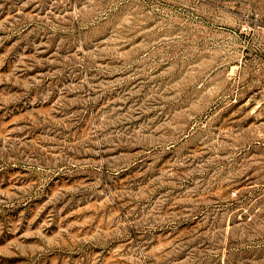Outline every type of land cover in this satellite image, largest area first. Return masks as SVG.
<instances>
[{"label": "rangeland", "instance_id": "obj_1", "mask_svg": "<svg viewBox=\"0 0 264 264\" xmlns=\"http://www.w3.org/2000/svg\"><path fill=\"white\" fill-rule=\"evenodd\" d=\"M0 264H264V0H0Z\"/></svg>", "mask_w": 264, "mask_h": 264}]
</instances>
